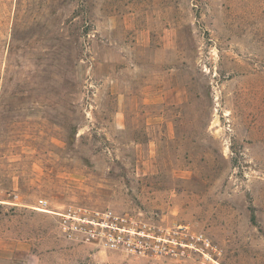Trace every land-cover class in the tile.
<instances>
[{"label":"rangeland","instance_id":"374dc122","mask_svg":"<svg viewBox=\"0 0 264 264\" xmlns=\"http://www.w3.org/2000/svg\"><path fill=\"white\" fill-rule=\"evenodd\" d=\"M0 264H264V0H0ZM110 211L127 247L68 238Z\"/></svg>","mask_w":264,"mask_h":264},{"label":"built area","instance_id":"2783aa9c","mask_svg":"<svg viewBox=\"0 0 264 264\" xmlns=\"http://www.w3.org/2000/svg\"><path fill=\"white\" fill-rule=\"evenodd\" d=\"M0 204L23 205L15 189L11 190L7 197L0 199ZM32 207L38 211L56 214L59 228L68 238L82 237L91 241L98 240L108 248L138 245L136 242L130 243V239L135 232L140 233L127 224L125 217L110 211H80L71 208L65 211H53L43 198H38Z\"/></svg>","mask_w":264,"mask_h":264}]
</instances>
